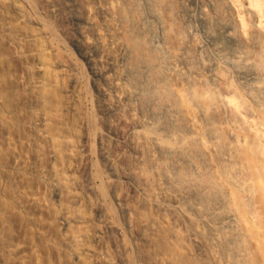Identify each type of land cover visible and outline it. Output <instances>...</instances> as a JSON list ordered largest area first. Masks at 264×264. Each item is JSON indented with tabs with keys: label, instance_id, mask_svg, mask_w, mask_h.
<instances>
[{
	"label": "bare ground",
	"instance_id": "6f19581e",
	"mask_svg": "<svg viewBox=\"0 0 264 264\" xmlns=\"http://www.w3.org/2000/svg\"><path fill=\"white\" fill-rule=\"evenodd\" d=\"M45 1L51 14L64 17L63 33L76 56L61 49L33 0H0V7L14 14L4 20L11 55H31L37 66H27L28 71L40 76L26 82L15 75L13 82L43 104L53 87L49 56L61 51L77 101L86 84L80 62L86 65L93 98L86 94L82 103L97 108L98 159L122 219L109 213L91 158L77 184L81 192L69 205L54 208L45 192L31 194L39 213L53 211L56 230L67 232L71 264H85L88 248H75L79 236L70 228H86L89 209L98 223L94 237L110 233L119 264H128L131 246L125 237L149 244L155 226L137 199L182 238L194 264H264V0ZM22 7L33 13L34 22ZM26 44L33 46L31 53L22 50ZM54 112L60 116L62 110ZM40 115L37 132L50 162L39 170V180L57 198L67 190L63 182L74 170V154L90 144L89 121L82 122L78 145L62 126L49 129V114ZM4 125L0 116V131ZM2 138L9 150L8 138ZM21 160H13L12 167H23L26 159ZM2 200L0 193V210ZM84 207L85 217L78 219L73 211ZM35 219L46 234L48 224ZM3 232L0 225V264H10L8 257L13 264H28L22 243L11 237L5 244Z\"/></svg>",
	"mask_w": 264,
	"mask_h": 264
},
{
	"label": "rangeland",
	"instance_id": "374dc122",
	"mask_svg": "<svg viewBox=\"0 0 264 264\" xmlns=\"http://www.w3.org/2000/svg\"><path fill=\"white\" fill-rule=\"evenodd\" d=\"M33 2L38 15L46 22L47 28L50 29L56 41H59L58 43L61 49L63 48L62 50H65L66 47V51H71L70 53L76 56L75 52H72L73 50L68 45L66 36L63 33L64 26L66 25L64 17L57 11L51 14L45 0H33ZM9 9H2L0 7V116L5 121L3 129L0 131V150L3 151L0 153V193L3 198V205L0 210V225L4 230L3 239L6 241L5 244H10L12 238H14L15 241L21 242L28 254V264H71L72 251L65 247L64 233L66 231H64L63 234L61 231H57V223L54 219L53 211L51 212L49 209L48 211L45 210V213L43 212L40 214V210L34 206L35 204L32 203V199L29 196L33 193L40 194L41 191L43 193L45 192V196L54 208H57V206L63 203L69 205L71 202H74L75 196L81 192L77 184L83 182L85 176L84 170L90 165L91 158L93 173L96 178L99 176V186L107 199L108 211L117 222L122 220L118 207L111 199L107 177L103 174L98 159L96 137L102 125L100 123L97 108L94 102L89 109L82 103L86 94H90L93 98L90 84L91 75L87 67H85L86 65L80 62V73L85 78L86 84L78 93L79 99L74 101L73 94L78 90L70 86L67 78V72L70 69L69 62L61 51L52 53L51 57L49 56V59L51 58L49 61L53 64L52 72L54 75L47 78L49 81H53L51 83L53 87L51 93H48L49 96L48 94L47 98L45 96L46 99L44 98V103L39 105L33 98L34 93L30 89L18 88L13 82V76L15 75L24 77L26 82H28L30 78L40 76L28 71L27 66H37L36 60L31 55L28 56V59L16 58L11 55V50H9L10 47L8 45L11 32L6 28L4 21L13 19L14 14L10 13L12 10ZM22 9L29 21L34 22L35 16L33 13H30V11L26 10L24 7H22ZM32 47L33 46H30V44H26L23 46L22 50L29 52V50L32 51ZM73 104H75L74 107ZM56 109L62 110L60 116H57L54 112ZM44 113L49 114V118L51 119L49 126L51 131H53L56 126H62L64 133L72 136L74 143L78 145L81 143L82 122L84 120L89 121L88 131L90 135V144L86 152L81 151L78 154H74L71 162L74 170L65 175V180L63 182L67 190L65 189L66 191L63 192V195L57 198L51 192V188L44 189L46 187L43 186V181L40 182L41 180L39 179L41 178L40 174H38L41 167L43 168V166L50 162L49 159L47 160V158H45L46 155L43 156L46 154L47 145L41 141L39 136L40 133H38L40 132L41 125L39 122L37 123V118L41 116L40 114ZM3 136L8 138L10 144L9 150L4 145ZM62 149L64 150L65 146H62ZM23 157L26 159V163L23 164V167L21 166L19 169L13 168V160L22 162L21 159ZM61 160H63V162L67 161L64 156ZM101 173L104 177H101ZM19 192L22 193L20 197H17ZM18 199L21 202V207H19ZM92 199L93 197L89 196V200ZM137 202L140 204L146 219L155 226V231L149 232L152 239H150L151 241L146 245L133 241L129 237H125L126 242L131 246L129 252L125 254L128 259L127 263H196L192 252L183 243L181 240L182 238L170 232L169 224L165 222L164 219L159 218L150 207L144 205L141 199H137ZM85 209L88 210L86 207L83 209L77 208L73 213L79 219V217H85L83 214ZM87 212V218L91 223L89 222L86 228L87 230L90 229V232L81 226L78 227L73 225L70 228L71 234L79 236L78 241L75 243V248L80 249L83 245L88 248L84 253L85 264H119L117 262V257L120 256L111 248L110 242L112 240L110 233L103 230L98 234V237L95 238L93 230L98 223L91 210L89 209ZM35 217H38L42 222L45 220L48 224L45 229L46 234L39 232ZM97 229L101 228L99 227ZM85 231H87L86 233L89 237L84 236ZM90 234L92 235L90 236ZM31 245H34V248H31ZM34 252L38 257L33 254ZM107 257L111 263L100 261L105 260ZM35 258H38L36 262ZM8 259L10 264H13L12 259L9 257Z\"/></svg>",
	"mask_w": 264,
	"mask_h": 264
}]
</instances>
